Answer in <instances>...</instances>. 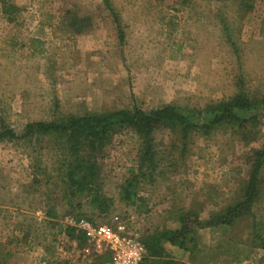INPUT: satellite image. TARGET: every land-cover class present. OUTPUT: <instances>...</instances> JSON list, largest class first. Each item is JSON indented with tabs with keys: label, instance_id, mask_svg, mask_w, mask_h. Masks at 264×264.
<instances>
[{
	"label": "rangeland",
	"instance_id": "obj_1",
	"mask_svg": "<svg viewBox=\"0 0 264 264\" xmlns=\"http://www.w3.org/2000/svg\"><path fill=\"white\" fill-rule=\"evenodd\" d=\"M108 1L113 11L104 0H0V123L19 134L28 122L67 115L165 104L203 111L240 90L249 98L264 95V0ZM237 115L243 123L195 132L185 142L157 129L156 168L142 169L130 199L123 187L131 169L138 173L139 138L129 128L115 133L95 157L94 187L106 200L104 210L67 182L59 139L0 141L6 264H100L98 256L83 254L74 220L111 225L120 219L146 236L178 228L177 216L188 211L196 246L190 253L164 243L168 259L264 264L250 217L227 227L200 228L194 221H209L240 195L253 150L264 145L261 112ZM252 212L264 239V162Z\"/></svg>",
	"mask_w": 264,
	"mask_h": 264
},
{
	"label": "trees",
	"instance_id": "obj_2",
	"mask_svg": "<svg viewBox=\"0 0 264 264\" xmlns=\"http://www.w3.org/2000/svg\"><path fill=\"white\" fill-rule=\"evenodd\" d=\"M107 7L113 11L108 0H104ZM246 8L248 6L246 5ZM113 13V12H112ZM114 20L118 18L113 14ZM119 26V25H118ZM120 40L123 32L118 28ZM260 111L264 117V95L260 98H249L245 92L239 91L233 96L212 103L204 110L192 109L185 111L182 108L165 104L159 107L142 110L138 107L132 109H120L108 113H88L81 116L67 115L50 121H31L24 125L21 133L0 123V141L41 139L43 137H55L59 139L60 147L64 150L62 159L63 174L67 182L78 190L87 191L90 200L100 210L106 209V200L100 193L99 187H94L97 180L95 157L110 142L111 137L122 129L129 128L139 138L137 174L130 171V180L123 187V198L130 199L136 195L135 187L138 177L144 176L148 170L150 173L156 168V151L152 145L154 132L162 127L170 129L178 134L185 142L187 137L195 132L207 134L220 124L232 126L234 123H243L237 115V111ZM202 112L208 114V119H203ZM252 159L249 162L248 176L243 184L240 195L221 211L212 214L209 221L194 219L200 227L222 226L227 227L241 218H251L252 244L264 249V239L258 232L257 221L252 212V205L258 194L259 171L264 162V145L260 149L253 150ZM147 174H149L147 172ZM191 212L181 213L177 216L179 227L176 229H162L146 236H142V242L147 254L141 264H181L168 259V253L164 243L176 245L185 251L192 253L195 240L190 236L191 229L188 226V218ZM10 252L0 248V264H6ZM100 264L107 261L106 254L97 257Z\"/></svg>",
	"mask_w": 264,
	"mask_h": 264
},
{
	"label": "built area",
	"instance_id": "obj_3",
	"mask_svg": "<svg viewBox=\"0 0 264 264\" xmlns=\"http://www.w3.org/2000/svg\"><path fill=\"white\" fill-rule=\"evenodd\" d=\"M72 226L85 239L82 252L88 256H108L105 264H141L147 251L141 233L120 219L113 224L93 223L80 218Z\"/></svg>",
	"mask_w": 264,
	"mask_h": 264
}]
</instances>
